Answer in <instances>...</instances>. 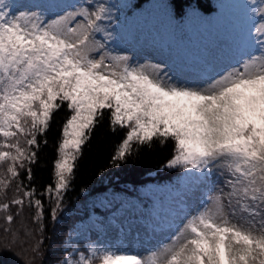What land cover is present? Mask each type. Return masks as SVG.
<instances>
[{"label":"snow or ice","instance_id":"1","mask_svg":"<svg viewBox=\"0 0 264 264\" xmlns=\"http://www.w3.org/2000/svg\"><path fill=\"white\" fill-rule=\"evenodd\" d=\"M12 8L9 0H0V195L16 185V195L0 203L5 222L13 223V207L19 216L27 205L35 209L33 220L42 233L45 196L54 202L51 216L57 218L83 145L107 110L112 130L126 129L113 165L138 147L171 144L165 167L194 174L185 193L208 181L214 170L225 176L224 186L210 188L180 224L167 218L152 223L153 230L174 231L146 254L93 243L78 258L69 253L59 264H264V0L254 8L259 20L249 32L259 54L214 75L200 73L195 81H179L166 65L134 64L130 56L110 50L114 35L108 25L114 17L103 0H88V6L51 18ZM65 106L52 182L38 193L29 186L38 137ZM21 170L29 184L20 179ZM178 203L183 211V201ZM30 234L23 228L24 236ZM17 241L23 242L19 231L12 233Z\"/></svg>","mask_w":264,"mask_h":264},{"label":"trees","instance_id":"2","mask_svg":"<svg viewBox=\"0 0 264 264\" xmlns=\"http://www.w3.org/2000/svg\"><path fill=\"white\" fill-rule=\"evenodd\" d=\"M13 5L14 3L9 0ZM232 0H116L121 10L132 11L135 21H148L149 24L161 23L166 31H173L177 39L184 34H191L190 23L199 18V12L206 14L218 3L222 8H229ZM193 9H196L194 12ZM195 15L192 19L191 16ZM175 36V38H176ZM68 115L66 106L55 113L49 130L38 137L40 147L37 159L31 165L33 179L30 184L26 174L21 170L20 179L29 186H34L37 192L43 191L45 186L52 182L53 164L56 158V147L61 136V128ZM126 129L116 128L115 131L109 124L108 112L105 110L104 118L97 124L89 140L83 145V154L75 170V178L70 188L64 194L62 210L57 213L54 220L51 209L55 207L53 201L47 196L43 197L44 203V230L39 231V225L34 222V208L25 205L23 212L15 216L16 208L11 212L14 221L11 225L3 223L0 218V264H47L57 256L64 237L67 235L76 212L82 210L92 196L111 188L136 197L140 203L148 205L158 202L170 192L176 191L189 174L181 169L165 167L170 158L172 146H161L153 143L151 147H138L137 151L122 163L112 164V156L116 147L124 138ZM22 146L27 147V145ZM47 140L45 144L43 141ZM16 185L12 184L7 195H0V203L6 202L16 195ZM39 198V197H38ZM0 214L6 215L3 212ZM31 233L23 235V228ZM11 228V232L5 229ZM19 231L21 241L12 242V233ZM37 241H43L39 251H33ZM5 247L3 248V246Z\"/></svg>","mask_w":264,"mask_h":264},{"label":"rangeland","instance_id":"3","mask_svg":"<svg viewBox=\"0 0 264 264\" xmlns=\"http://www.w3.org/2000/svg\"><path fill=\"white\" fill-rule=\"evenodd\" d=\"M95 3L96 0H91ZM105 3H109V0H103ZM261 0H258L257 7ZM77 5L88 6V0H66V3L61 7L62 10L67 11ZM246 7V6H244ZM40 6L34 5L32 1L22 0L18 6L13 9V12L18 11H39ZM47 17H51L48 15ZM259 19V17H258ZM101 39V36L97 37ZM111 42V47L108 48L114 52L120 53L122 55H128L125 51L122 43L114 44L113 40ZM136 54V53H132ZM129 56V55H128ZM138 60L143 58V55H138ZM145 61L155 63L158 61L154 58L150 52L144 54ZM155 61V62H154ZM178 65L175 64V70L170 69L168 72L172 73L175 78L179 81L185 79L192 81L190 78V71L185 70L184 74L178 73L175 75V71L178 69ZM183 67V66H182ZM182 72V71H180ZM216 72L211 73L214 75ZM24 137H20L22 140ZM225 176L221 175L220 170H214L212 175L208 178L204 184L193 187V191L190 193H185V187L180 193L172 196L166 200L161 205H157L155 208L148 212L147 221L137 217L138 210L137 204L133 203L131 205L129 202L121 200V197L112 192H104L100 196L94 198L89 204L90 207L96 210H91L90 215L83 219L82 221L75 224L74 228L69 233V236L65 239L64 244H62V250L55 252L57 256L52 260L51 263L47 264H59L69 253H72V258H78V253L86 250L87 246L90 244L97 245H117L122 249L146 254L149 250L158 246L161 242H167V237L169 234L173 233L174 228L164 227L162 229L153 230L150 225L158 218H167L173 225H178L181 222V217L187 214H191L196 210L200 204L202 198L209 194V189L214 185L218 187L224 186ZM193 181L189 182L187 186H192ZM183 201L182 208L179 201ZM174 213H178L174 215ZM4 216L0 214V218L4 222ZM81 242V243H80ZM5 245L3 246V248ZM73 249L76 251L74 252ZM46 264V263H45Z\"/></svg>","mask_w":264,"mask_h":264}]
</instances>
